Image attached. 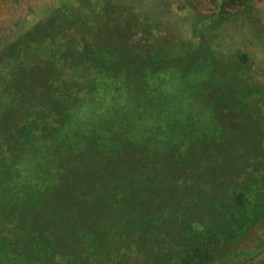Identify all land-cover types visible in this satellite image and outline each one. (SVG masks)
I'll return each mask as SVG.
<instances>
[{
  "label": "trees",
  "instance_id": "trees-1",
  "mask_svg": "<svg viewBox=\"0 0 264 264\" xmlns=\"http://www.w3.org/2000/svg\"><path fill=\"white\" fill-rule=\"evenodd\" d=\"M217 1L200 41L80 0L2 47L0 264H216L264 221V82L205 41L251 0ZM202 65L217 90L163 95Z\"/></svg>",
  "mask_w": 264,
  "mask_h": 264
},
{
  "label": "rangeland",
  "instance_id": "rangeland-1",
  "mask_svg": "<svg viewBox=\"0 0 264 264\" xmlns=\"http://www.w3.org/2000/svg\"><path fill=\"white\" fill-rule=\"evenodd\" d=\"M121 1L138 4L143 12L152 17L150 22L164 25L161 26L163 35L172 42L180 43L183 39L202 40L200 35L194 36V17L197 14L213 15L217 0ZM79 2L80 0H0V50L37 22L48 18L54 10H62L68 5L77 7ZM228 11L233 14L231 19L216 30L207 31L206 44L226 62H233L238 54H246L248 67L238 73L239 77L246 80L248 87L249 84H261L264 82V0H251L250 12H245L242 6L230 7ZM206 67L200 66L198 72L187 79L166 77L162 82L163 95H200L202 82L208 83L211 90H217L218 81L204 76ZM191 108L190 113L193 115L202 111L199 102L193 103ZM206 127L205 125L204 128ZM207 129L212 134L216 131L212 126ZM131 259L132 257L128 264L133 263ZM143 260L147 261L141 257V262ZM216 264H264V221L242 237Z\"/></svg>",
  "mask_w": 264,
  "mask_h": 264
}]
</instances>
